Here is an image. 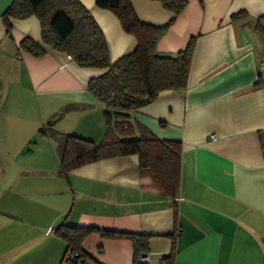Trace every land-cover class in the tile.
Wrapping results in <instances>:
<instances>
[{
  "label": "crops",
  "instance_id": "crops-1",
  "mask_svg": "<svg viewBox=\"0 0 264 264\" xmlns=\"http://www.w3.org/2000/svg\"><path fill=\"white\" fill-rule=\"evenodd\" d=\"M77 1L102 30L112 63L135 51L137 39L114 13L97 0ZM182 1L176 16L161 0H131L144 24L174 20L158 54L175 56L195 39L186 90L163 91L131 116L160 140L180 144L178 196L169 197L137 155L84 165L67 178L59 158L60 166L49 168V152L39 155L38 214L31 221L10 212L0 218V264H72L63 262L68 246L54 232L62 223L147 236L148 264H264V0ZM13 2L0 0V110L33 109L29 123L25 116L19 122L33 128L37 106L46 122L72 107L56 130L102 143L105 109L88 85L106 70L81 68L53 49L43 58L22 50L27 38L42 44V27L36 16L8 17V31L4 15ZM81 252L80 264L136 259L131 240L99 233L84 239Z\"/></svg>",
  "mask_w": 264,
  "mask_h": 264
},
{
  "label": "trees",
  "instance_id": "trees-1",
  "mask_svg": "<svg viewBox=\"0 0 264 264\" xmlns=\"http://www.w3.org/2000/svg\"><path fill=\"white\" fill-rule=\"evenodd\" d=\"M164 8L178 16L186 6L182 0H161ZM99 8L111 11L120 20L124 31L133 35L138 46L134 52L111 62L106 38L89 11L77 0H14L4 15L8 31V17L27 19L36 16L41 22L42 44L25 39L20 47L35 58H43L48 49L67 54L81 68L103 69L106 72L89 82V92L104 105L105 138L100 144L77 136H66L55 127L73 108L66 107L53 115L40 134L53 140L61 164V175L81 166L101 160L137 155L140 167L149 169L172 199L180 188L181 146L178 142L162 141L150 130L131 120L133 113L153 103L166 90L184 91L192 61L195 39L175 56L156 52L159 40L173 21L163 27L140 22L131 0H97ZM243 14H240L242 16ZM3 87L0 82V107ZM67 243L63 262L80 264L86 255L81 243L92 234L105 239H129L135 247V264L147 254V236L118 233L96 228L70 227L65 223L54 229ZM76 253V260L69 259Z\"/></svg>",
  "mask_w": 264,
  "mask_h": 264
},
{
  "label": "rangeland",
  "instance_id": "rangeland-1",
  "mask_svg": "<svg viewBox=\"0 0 264 264\" xmlns=\"http://www.w3.org/2000/svg\"><path fill=\"white\" fill-rule=\"evenodd\" d=\"M24 111L0 110V218L10 212L31 221L34 214H38L36 209L42 194V188L39 187L42 182L38 181L41 173L35 169L43 166L39 155L49 152L52 156L46 167L57 168L60 165L58 154L55 153L56 143L40 134V128L46 122L41 107L37 106L35 117L39 122H35L33 128L28 127V124L25 127L19 125L24 116L28 123L33 118L27 116L34 113L33 109Z\"/></svg>",
  "mask_w": 264,
  "mask_h": 264
},
{
  "label": "built area",
  "instance_id": "built-area-1",
  "mask_svg": "<svg viewBox=\"0 0 264 264\" xmlns=\"http://www.w3.org/2000/svg\"><path fill=\"white\" fill-rule=\"evenodd\" d=\"M69 58L71 59V57H69ZM77 256H78V254H76V253L75 254L74 253H70L68 255L69 259L74 260V261L76 260ZM150 261H151L150 254H145V255L139 257V259H138V263L139 264H148Z\"/></svg>",
  "mask_w": 264,
  "mask_h": 264
}]
</instances>
